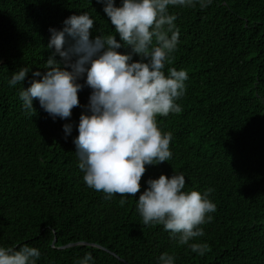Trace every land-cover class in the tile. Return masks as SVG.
<instances>
[{"label":"trees","instance_id":"obj_1","mask_svg":"<svg viewBox=\"0 0 264 264\" xmlns=\"http://www.w3.org/2000/svg\"><path fill=\"white\" fill-rule=\"evenodd\" d=\"M84 11L97 29L113 31L96 0H0V245L36 247L38 264H77L87 253L95 264H157L163 252L176 264H264V0L171 9L180 42L168 67L186 69L190 79L183 111L159 118L173 133V158L147 166L141 191L174 171L185 175L186 189H214L217 211L197 241L209 246L204 256L162 226L142 225L140 193L121 207L118 195L109 200L86 186L73 143L81 107L54 121L36 100L28 115L22 86L7 84L22 67L46 72L49 29ZM90 93H79L81 105ZM66 123L74 125L67 139Z\"/></svg>","mask_w":264,"mask_h":264},{"label":"clouds","instance_id":"obj_2","mask_svg":"<svg viewBox=\"0 0 264 264\" xmlns=\"http://www.w3.org/2000/svg\"><path fill=\"white\" fill-rule=\"evenodd\" d=\"M96 2L102 5L112 32L97 29L87 11L73 14L63 21L62 29H49L46 47L51 55L43 65L47 71L22 67L7 84L22 86L19 98L28 115L37 112L36 100L54 121L70 119L73 109L81 107L73 143L86 186L109 200L118 195L121 207L140 193L136 211L142 225L162 226L178 245L204 256L209 246L197 241L205 236L202 226L217 211L211 198L214 189H186L185 175L175 171L171 177L148 179L143 191L141 180L147 166L173 158V133L163 130L159 118L183 111L179 101L190 79L186 69L168 67L180 42L177 15L171 9H206L214 0ZM94 32L99 34L93 36ZM29 72L33 79L25 88ZM85 87L91 93L88 103L81 105L79 93ZM73 127V123L63 125L66 139ZM40 257L41 251L28 244L0 245V264H38ZM176 259L175 254L163 252L157 264H176ZM77 264L95 261L87 253Z\"/></svg>","mask_w":264,"mask_h":264},{"label":"water","instance_id":"obj_3","mask_svg":"<svg viewBox=\"0 0 264 264\" xmlns=\"http://www.w3.org/2000/svg\"><path fill=\"white\" fill-rule=\"evenodd\" d=\"M74 246H76V245H69V246H67V247H65V248H70V247H74ZM65 248H64V249H65ZM114 256L117 257L115 254H114ZM117 258L120 259L119 257H117ZM121 261H122V260H121Z\"/></svg>","mask_w":264,"mask_h":264}]
</instances>
